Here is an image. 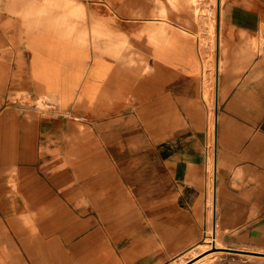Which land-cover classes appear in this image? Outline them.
Segmentation results:
<instances>
[{"label":"crops","instance_id":"1","mask_svg":"<svg viewBox=\"0 0 264 264\" xmlns=\"http://www.w3.org/2000/svg\"><path fill=\"white\" fill-rule=\"evenodd\" d=\"M193 1L0 0V264H264V0Z\"/></svg>","mask_w":264,"mask_h":264},{"label":"rangeland","instance_id":"2","mask_svg":"<svg viewBox=\"0 0 264 264\" xmlns=\"http://www.w3.org/2000/svg\"><path fill=\"white\" fill-rule=\"evenodd\" d=\"M78 1L85 4V6L87 7V13L89 15H92V16H94L96 18H100V19H107V15H105V13L103 11L98 10L97 8L94 9L95 7L99 6L98 0H78ZM209 4H212L213 6H215V0H214V2H213V0L209 1L207 5H209ZM147 26L148 25L146 23L143 25L140 22L128 24L127 22L122 21L119 18L115 19V24H114V28L116 30L125 33L131 39L132 46H134V48L136 49L135 51L137 53H139L140 55L142 54V56H144L145 63L147 65L148 69L146 71L140 72L141 74H145L147 71H149V61L147 60L148 58L152 59V61L150 63H154V61H155L154 49L148 48L146 42L143 39H141V40L138 39L140 31ZM163 47H166L165 41H164ZM51 52H52V54H51L52 64L59 71L60 62H59V57L57 55L58 53L57 54L55 53V48L53 51L51 50ZM93 62L94 61H92L91 49H87L86 51L79 52V53H67V61H66L67 66H66V68H67L69 74L74 73L78 69L79 70L78 72L83 75L84 80L86 82L87 74H88L87 72L91 68V66H93L92 65ZM77 65H78V67L76 68ZM66 99L69 101L74 100L75 94L70 95L69 98H66ZM87 99H91V97L89 96V97H87ZM86 111H88V110H86Z\"/></svg>","mask_w":264,"mask_h":264},{"label":"bare ground","instance_id":"3","mask_svg":"<svg viewBox=\"0 0 264 264\" xmlns=\"http://www.w3.org/2000/svg\"><path fill=\"white\" fill-rule=\"evenodd\" d=\"M175 1V0H174ZM195 1V0H194ZM193 1V2H194ZM177 2V1H176ZM176 2H175V4H176ZM192 2V1H191ZM177 3H179V2H177ZM180 4V3H179ZM183 4V3H182ZM178 7H180V5L178 6ZM182 7V6H181ZM180 7V8H181ZM190 7V6H189ZM205 11V10H204ZM206 12V14H208L207 13V10L205 11ZM68 14H69V19H68V25H67V36L69 37V38H71V37H76V36H80V33H79V30L78 31H76V29H75V25L73 24V22L71 21V20H74L75 18H79L81 15H82V13H81V10H80V8L78 7V9L77 10H75V8H73V9H70L69 11H68ZM209 14H211V13H209ZM212 14H213V12H212ZM203 15V14H202ZM209 16V15H208ZM206 17V16H205ZM204 17V18H205ZM213 17V16H212ZM209 18V17H208ZM211 20H213V18L211 19ZM210 20V21H211ZM209 21V22H210ZM211 24H212V22H210ZM214 23V22H213ZM211 27H212V25H211ZM211 30V29H210ZM210 32V31H209ZM214 32V31H213ZM201 33V32H200ZM82 36L81 37H83L84 39H86L87 37H89L91 34L89 33V32H86V30L84 29V31H83V33L81 34ZM209 35H211L210 33H209ZM214 36V35H213ZM206 41V40H205ZM221 51V50H220ZM89 75H91V74H89ZM90 78V77H89ZM88 82V81H87ZM209 84V83H208ZM88 85H89V83H88ZM212 88V87H211ZM210 88V89H211ZM211 175V174H210Z\"/></svg>","mask_w":264,"mask_h":264}]
</instances>
